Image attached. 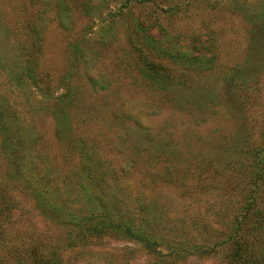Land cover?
I'll use <instances>...</instances> for the list:
<instances>
[{
  "label": "rangeland",
  "instance_id": "374dc122",
  "mask_svg": "<svg viewBox=\"0 0 264 264\" xmlns=\"http://www.w3.org/2000/svg\"><path fill=\"white\" fill-rule=\"evenodd\" d=\"M0 192L4 264H230L264 212V0H0Z\"/></svg>",
  "mask_w": 264,
  "mask_h": 264
},
{
  "label": "trees",
  "instance_id": "16d2710c",
  "mask_svg": "<svg viewBox=\"0 0 264 264\" xmlns=\"http://www.w3.org/2000/svg\"><path fill=\"white\" fill-rule=\"evenodd\" d=\"M8 203L0 192V220L2 213L7 209ZM247 205V206H246ZM244 210L241 216H244L246 213H253L256 217L253 218L252 222H249V225H245L242 221H238L235 225V229L232 232L233 236L231 238L232 247L228 255L230 264H264V250L252 248V241H259L261 244H264V212L260 210H255L248 204L244 205ZM126 229L129 226L125 225ZM239 229V230H238ZM30 248L32 250L31 254L33 256V264L37 262L40 263L44 260L36 252L37 245L31 244ZM3 256L0 255V264L2 262ZM52 264H63L62 262L56 261Z\"/></svg>",
  "mask_w": 264,
  "mask_h": 264
}]
</instances>
